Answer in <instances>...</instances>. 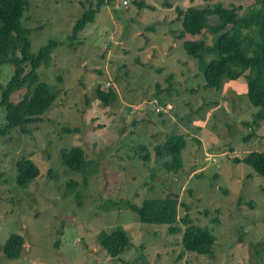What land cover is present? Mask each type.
<instances>
[{"label": "rangeland", "instance_id": "obj_1", "mask_svg": "<svg viewBox=\"0 0 264 264\" xmlns=\"http://www.w3.org/2000/svg\"><path fill=\"white\" fill-rule=\"evenodd\" d=\"M97 1L30 0L24 15L33 54L59 42L39 74L63 92L42 121L0 136V264H264V176L237 161L264 152V121L254 123L264 109L250 103L246 78L206 87L198 60L183 48L177 11L221 2L244 13L256 0H114L70 40ZM14 73L12 63L0 65V102ZM97 87L116 90V100L103 104ZM6 124L0 105V130ZM172 135L187 142L179 173L167 170L157 149ZM73 148L85 152L83 171L63 165L62 152ZM23 158L41 170L26 187L17 184ZM168 195L180 197L183 230L186 213L213 230L211 253L185 251L183 232L144 223L128 205ZM117 226L132 246L114 257L99 235ZM15 233L25 243L9 260L4 247Z\"/></svg>", "mask_w": 264, "mask_h": 264}, {"label": "trees", "instance_id": "obj_2", "mask_svg": "<svg viewBox=\"0 0 264 264\" xmlns=\"http://www.w3.org/2000/svg\"><path fill=\"white\" fill-rule=\"evenodd\" d=\"M113 1L98 0L96 7L90 5L76 21L69 39H76L88 24L94 22L101 7ZM29 7L30 0H0V65L8 62L15 68L13 78L2 90L0 105L5 112L7 124L0 130V136L16 128L25 132L23 128L27 124L42 121L63 92L58 85H50L41 80L39 70L43 64L51 63L53 50L59 42L51 39L38 54L32 53L30 28L23 22ZM177 11L179 19L182 20L179 37L183 40V48L187 54L198 60L206 87L221 90L227 82L246 78L250 103L264 109V0H256L244 13L240 12L238 6L227 7L221 2L202 8L194 5L186 9L178 7ZM212 18L215 19L212 20L213 23ZM208 33L212 36L211 43L206 39ZM199 35L202 37L193 38ZM23 90L25 93L22 98L13 102L12 95ZM96 93L98 100L106 105L117 98L116 90L110 88L105 92L97 87ZM259 121H264V111L255 115L254 123L258 124ZM66 131L73 133L79 129ZM186 143L184 136L172 135L163 146L157 148L160 157L167 158L165 166L169 172L179 173L183 169ZM144 150L147 151V148L143 147ZM145 159L149 160L150 155L147 154ZM237 161L247 163L256 174L264 176V152H250L242 160L237 158ZM62 162L67 170L74 172L83 171L88 165L85 152L81 148L63 151ZM16 169L17 184L23 187L29 186L41 174L33 159H19ZM74 184L70 182L69 188ZM181 203L178 195H168L164 198H146L141 205H128L140 215L144 223L166 224L171 233L183 232L185 251L211 253L216 243V235L208 226L196 225L188 213L183 217L186 225L183 230L179 225ZM99 240L102 247L114 257L132 246L128 232L121 226L111 232L103 231ZM24 243L23 235L12 234L4 247L6 257L16 260L22 253Z\"/></svg>", "mask_w": 264, "mask_h": 264}, {"label": "built area", "instance_id": "obj_3", "mask_svg": "<svg viewBox=\"0 0 264 264\" xmlns=\"http://www.w3.org/2000/svg\"><path fill=\"white\" fill-rule=\"evenodd\" d=\"M109 86H110V84L108 83V84H107V88H108Z\"/></svg>", "mask_w": 264, "mask_h": 264}]
</instances>
